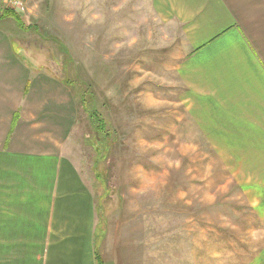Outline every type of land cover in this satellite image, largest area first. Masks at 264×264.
Instances as JSON below:
<instances>
[{"label":"rangeland","instance_id":"obj_1","mask_svg":"<svg viewBox=\"0 0 264 264\" xmlns=\"http://www.w3.org/2000/svg\"><path fill=\"white\" fill-rule=\"evenodd\" d=\"M23 1L28 41L47 39L73 85L66 149L94 197L102 261L254 264L262 198L188 114L182 24L149 12L146 0Z\"/></svg>","mask_w":264,"mask_h":264},{"label":"crops","instance_id":"obj_2","mask_svg":"<svg viewBox=\"0 0 264 264\" xmlns=\"http://www.w3.org/2000/svg\"><path fill=\"white\" fill-rule=\"evenodd\" d=\"M146 1L182 24L188 114L262 198L264 230V0ZM22 21L0 12V264H97L94 197L66 149L73 85ZM253 262L264 264V248Z\"/></svg>","mask_w":264,"mask_h":264},{"label":"built area","instance_id":"obj_3","mask_svg":"<svg viewBox=\"0 0 264 264\" xmlns=\"http://www.w3.org/2000/svg\"><path fill=\"white\" fill-rule=\"evenodd\" d=\"M25 9L23 0H0V12L10 10L15 14H22Z\"/></svg>","mask_w":264,"mask_h":264},{"label":"trees","instance_id":"obj_4","mask_svg":"<svg viewBox=\"0 0 264 264\" xmlns=\"http://www.w3.org/2000/svg\"><path fill=\"white\" fill-rule=\"evenodd\" d=\"M5 12L9 15V16H12V12L10 11V10H5ZM18 15V14H17ZM97 253V252H96ZM95 253V260H96V263L97 264H105L103 261H102V259H101V257L98 255V254H96Z\"/></svg>","mask_w":264,"mask_h":264}]
</instances>
